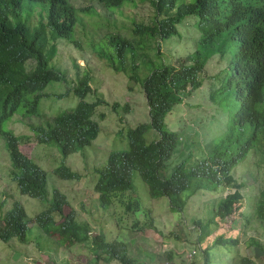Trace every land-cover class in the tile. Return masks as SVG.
Masks as SVG:
<instances>
[{
  "label": "trees",
  "instance_id": "1",
  "mask_svg": "<svg viewBox=\"0 0 264 264\" xmlns=\"http://www.w3.org/2000/svg\"><path fill=\"white\" fill-rule=\"evenodd\" d=\"M92 1L109 16L121 19L127 18L125 10L136 7L139 1L150 2L155 12L151 23L133 20L129 28L117 27L113 20L114 31L92 34L91 49L97 60L115 73H124L131 83L141 84L151 118L150 126L128 132L127 151L110 153L97 170L93 191L98 209L107 211L114 203L122 204L136 217L134 227L142 229L140 217L150 216L141 202L128 199L136 194V174L143 178L150 201L166 200L173 214H185L191 198L202 192L218 194L221 199L211 219L194 221L196 231L210 238L222 223L236 216L245 201L244 184L234 173L236 166L256 157L257 166L264 167V0ZM82 15L98 18L94 7L80 10L71 0H0V138L10 154L12 176L21 195L49 202L48 208L29 222L22 206L15 205L2 220L0 241L18 240L26 245L29 233L39 240L56 236L59 244L87 246L92 264H141L131 256L129 244L107 240L103 233L92 235L88 223H80L74 213L66 216L67 197L58 190L50 194L47 172L21 151L25 139L3 130L21 110L27 117L38 116L41 92L53 82L70 84L69 93L80 103L39 128L37 138L40 144L58 145L65 159L86 150L96 139L100 132L94 121L97 108L108 107L119 119L131 114L129 105L109 104L103 99L92 87L89 71L78 72L69 80L67 72L56 66L59 45L73 43L74 32L87 27ZM186 18H194L199 36L194 52L176 64L174 57L165 56L160 49L163 42L180 36L178 26ZM75 43L81 48V42ZM215 60L219 73L210 77L208 66ZM30 61L34 66L28 70ZM206 80H211L206 92L225 136L206 145L200 158L190 154V159L173 164L184 140L170 130L169 118L202 90ZM90 94L95 99L92 104L85 102ZM151 131L157 136L149 141ZM55 174L63 180L80 179L66 165ZM225 193L229 194L224 197ZM254 215L264 224V192L255 204ZM244 217L249 220L250 216L242 213ZM239 244V237H217L204 250L208 257L205 264H210L213 246L234 248ZM241 264L255 262L242 257Z\"/></svg>",
  "mask_w": 264,
  "mask_h": 264
},
{
  "label": "rangeland",
  "instance_id": "2",
  "mask_svg": "<svg viewBox=\"0 0 264 264\" xmlns=\"http://www.w3.org/2000/svg\"><path fill=\"white\" fill-rule=\"evenodd\" d=\"M71 2L80 10L94 7L98 18L82 15L87 27L82 28L79 33L77 30L74 32L73 43L62 42L59 45L56 66L67 72L69 80L75 79L78 72L83 74L89 71L91 75L89 72L87 74L93 78L92 87L98 90L103 99L109 104L129 105L131 114L119 119L108 107L97 108L94 121L99 126V134L86 150L67 159L55 143L40 144L37 134L39 128L45 127L47 122L75 110L79 105L78 97L72 92L69 93L70 84L50 83L41 92L43 97L38 116L27 117L21 110L16 117L3 125L4 131H10L25 139L21 151L47 172L50 194L58 190L67 197L68 206L64 209V214L68 216L74 213L80 223H88L93 230L92 235L103 233L107 240L115 239L129 244L131 256L141 264H205L208 257L204 250L211 247L219 236L227 239L239 237L240 244L234 248L227 245L213 246L209 251L210 264H241L242 257H249L255 264H264V224L254 215L255 204L260 201V195L264 192V167L257 166L259 159L256 157L236 166L234 173L237 180L244 184L242 193L245 201L236 216L222 223L220 229L210 238L203 237L199 230L196 231L194 221L211 219L221 199L218 194L202 192L191 198L185 214H173L166 200L150 201L143 178L136 174V194L128 195V199L141 202L145 206L146 215L150 216L140 217L142 229L134 227L136 217L128 214L122 204L114 203L107 211L98 209L97 197L93 191L97 170L105 165L110 153L127 151L128 132L142 125L150 126L151 118L141 84L131 83L124 73H115L97 60L91 49L92 34L114 31L111 23L113 20L117 27L125 25L129 28L132 27L133 20L138 23H151L155 12L150 2L139 1L136 7H128L125 10L127 18L121 19L109 16L92 0ZM178 30L180 36L163 42L160 49L165 56L174 57L176 64L194 52L199 36L194 26V18H186L178 26ZM75 42H81V48ZM151 54L154 56V51ZM32 66L34 62L30 61L28 70ZM208 71L210 77L219 73L217 60L209 64ZM210 84L211 80H206L202 90L189 97L178 109V113L169 118L170 130L173 129L184 140L173 157V164L190 159V154L200 158L206 145L225 136L223 125L217 122L209 94L206 92ZM85 102L94 103L93 94L88 95ZM156 136L157 133L151 131L148 134L149 141ZM198 144L200 145L197 146ZM64 165L77 172L80 179L68 181L59 178L55 170ZM228 194L225 193L224 197ZM15 205L22 206L29 222L44 212L49 202L32 200L21 195L12 176L10 154L0 138V225L4 216ZM242 213L250 216L247 217L249 220L241 218ZM31 235L28 234L29 241L26 245L18 240L9 243L0 241V264H92L93 255L85 245L59 244L60 241L57 243L54 240L56 236L47 239L44 236L39 240ZM257 250L260 255H256Z\"/></svg>",
  "mask_w": 264,
  "mask_h": 264
},
{
  "label": "crops",
  "instance_id": "3",
  "mask_svg": "<svg viewBox=\"0 0 264 264\" xmlns=\"http://www.w3.org/2000/svg\"><path fill=\"white\" fill-rule=\"evenodd\" d=\"M259 252H258V250L256 251V255L258 254ZM262 254H263V252H262Z\"/></svg>",
  "mask_w": 264,
  "mask_h": 264
}]
</instances>
